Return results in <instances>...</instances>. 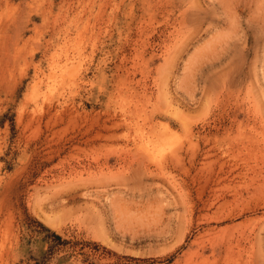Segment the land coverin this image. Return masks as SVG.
Listing matches in <instances>:
<instances>
[{"label": "rangeland", "instance_id": "rangeland-1", "mask_svg": "<svg viewBox=\"0 0 264 264\" xmlns=\"http://www.w3.org/2000/svg\"><path fill=\"white\" fill-rule=\"evenodd\" d=\"M41 227L48 264H264V0H0V264Z\"/></svg>", "mask_w": 264, "mask_h": 264}, {"label": "trees", "instance_id": "trees-1", "mask_svg": "<svg viewBox=\"0 0 264 264\" xmlns=\"http://www.w3.org/2000/svg\"><path fill=\"white\" fill-rule=\"evenodd\" d=\"M41 231L44 233L43 237H41V243L45 246L44 249H41V259L34 260L33 264H48L51 258L53 257V253L61 250L65 247L67 242L62 240L58 235L50 232L49 230L41 227ZM48 238H51L53 241L49 244ZM55 254V253H54ZM54 264H66L67 257L62 255L57 258H54Z\"/></svg>", "mask_w": 264, "mask_h": 264}, {"label": "bare ground", "instance_id": "bare-ground-1", "mask_svg": "<svg viewBox=\"0 0 264 264\" xmlns=\"http://www.w3.org/2000/svg\"><path fill=\"white\" fill-rule=\"evenodd\" d=\"M48 224L52 225L53 223L52 222H48Z\"/></svg>", "mask_w": 264, "mask_h": 264}]
</instances>
